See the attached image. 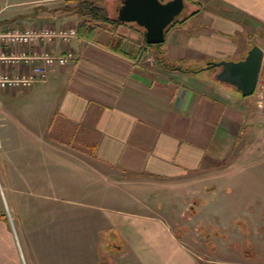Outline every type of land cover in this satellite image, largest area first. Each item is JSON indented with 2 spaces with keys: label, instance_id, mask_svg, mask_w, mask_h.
Listing matches in <instances>:
<instances>
[{
  "label": "crops",
  "instance_id": "0c3cea01",
  "mask_svg": "<svg viewBox=\"0 0 264 264\" xmlns=\"http://www.w3.org/2000/svg\"><path fill=\"white\" fill-rule=\"evenodd\" d=\"M186 2V20L161 49L172 68L159 63L158 50L128 24L43 45L56 55L73 52L75 59L31 89L0 91V181L7 203L0 205V264H220L188 247L187 235H177L164 214L203 194V177L224 168L260 109L264 62L249 97L218 82L219 69L205 67L240 61L254 45L264 50V0ZM10 6L0 1L2 30L78 28L80 22L71 10L51 24L42 15L9 13ZM23 69L0 63L7 73ZM211 178L238 188L245 176ZM211 195L199 212L212 208L216 216L224 208L213 203L225 197L216 202L217 192ZM108 230L119 233L110 236L112 253L100 248Z\"/></svg>",
  "mask_w": 264,
  "mask_h": 264
},
{
  "label": "rangeland",
  "instance_id": "374dc122",
  "mask_svg": "<svg viewBox=\"0 0 264 264\" xmlns=\"http://www.w3.org/2000/svg\"><path fill=\"white\" fill-rule=\"evenodd\" d=\"M8 2L12 6L7 12L30 13L34 16L42 15L48 18V23L51 24L55 23L54 20L59 15H67L73 6V3L68 0H8ZM99 5L104 6L110 15L117 19L122 0H103ZM133 26L137 28L136 25ZM140 31L143 30L140 29ZM151 57L149 58L152 59ZM262 92H264V83L259 89V94ZM257 105L261 110L257 108L254 120L252 118L251 124L248 125L247 132L245 131V134H247L245 141L237 144L231 151L229 158L225 161L224 168L215 172H208L203 177L205 184L204 190L201 189L204 191L203 194L193 200L189 197L186 201L187 205L169 206L168 209H173L174 212L164 214L169 218H166L167 220L177 225V227L174 226L177 235L183 233L187 235L185 242L190 243L188 247L192 248L205 262L244 264L246 258L248 261H253L257 257V263H264V200L261 198L258 199L257 203L253 202L257 201V197L264 198V180L260 178L264 176V98L257 101ZM261 120H263L262 125L259 124ZM230 172L245 176L244 180L241 183L239 182L238 188L228 187V181H219L218 185L212 184L214 183L211 178L213 174L223 175ZM213 191L217 192V195L214 196L216 202H219L221 197H225L217 205L213 203L214 208L218 209L221 206L220 208L224 209L216 216L213 215L212 208L200 213L199 207L205 204L207 199H212L213 195L211 194ZM6 204L3 181L1 180L0 205L6 206ZM225 208L228 210H225ZM223 223H226L229 228L228 226L225 229L222 228ZM102 235L107 237L105 242H108L101 245L100 248H104L111 253L114 252V245H111L109 239L110 236L119 238L118 231L108 230V232H103ZM249 241L253 243L249 246L252 255L245 257L244 250L247 248L246 243ZM92 250L96 258L98 245L94 242ZM256 250L259 251L257 254L254 253ZM253 255L254 257H252Z\"/></svg>",
  "mask_w": 264,
  "mask_h": 264
},
{
  "label": "water",
  "instance_id": "95a60500",
  "mask_svg": "<svg viewBox=\"0 0 264 264\" xmlns=\"http://www.w3.org/2000/svg\"><path fill=\"white\" fill-rule=\"evenodd\" d=\"M186 9V0H122L116 20L144 30L147 44L160 45L166 42L172 25ZM263 62L264 50L254 45L240 61L209 62L205 69H219L215 76L218 82L233 86L243 97H249L257 90Z\"/></svg>",
  "mask_w": 264,
  "mask_h": 264
},
{
  "label": "built area",
  "instance_id": "2783aa9c",
  "mask_svg": "<svg viewBox=\"0 0 264 264\" xmlns=\"http://www.w3.org/2000/svg\"><path fill=\"white\" fill-rule=\"evenodd\" d=\"M2 12L0 7V16ZM77 36L75 27L10 25L0 29V63L24 67L17 73L0 70V91L28 90L37 83L46 82L52 68L67 66L75 55L72 52L56 55L42 46L57 41L68 44ZM149 60L152 62L153 58Z\"/></svg>",
  "mask_w": 264,
  "mask_h": 264
},
{
  "label": "trees",
  "instance_id": "16d2710c",
  "mask_svg": "<svg viewBox=\"0 0 264 264\" xmlns=\"http://www.w3.org/2000/svg\"><path fill=\"white\" fill-rule=\"evenodd\" d=\"M69 2L73 3V6L71 7V11H73L80 19L79 25H78V32L80 35L88 38L92 35V33H97L99 30H107L110 32H114L118 28H120L122 25H128L126 23H120L116 20V18H113L108 10L104 6H100L99 4L103 0H68ZM199 10H196L193 12L192 15L197 14ZM186 20L185 17H183L180 20H177L173 25L170 31L175 28L179 23H182ZM133 25V24H132ZM138 28V27H137ZM139 30L141 28H138ZM142 30V29H141ZM143 32L145 44L146 38H145V32ZM152 48H156L158 52L156 53V59L159 63L162 65L172 68V64H169L166 59L164 58V52L162 47L164 44L160 45H148ZM250 244H248L247 248L244 250L245 257H249L252 253L251 247L249 249ZM252 255V254H251Z\"/></svg>",
  "mask_w": 264,
  "mask_h": 264
}]
</instances>
